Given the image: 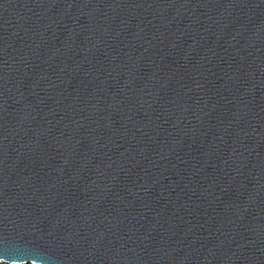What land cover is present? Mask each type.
I'll return each mask as SVG.
<instances>
[{"label": "water", "instance_id": "water-1", "mask_svg": "<svg viewBox=\"0 0 264 264\" xmlns=\"http://www.w3.org/2000/svg\"><path fill=\"white\" fill-rule=\"evenodd\" d=\"M264 264V0H0V264Z\"/></svg>", "mask_w": 264, "mask_h": 264}, {"label": "rangeland", "instance_id": "rangeland-1", "mask_svg": "<svg viewBox=\"0 0 264 264\" xmlns=\"http://www.w3.org/2000/svg\"><path fill=\"white\" fill-rule=\"evenodd\" d=\"M1 264H7V263H1Z\"/></svg>", "mask_w": 264, "mask_h": 264}]
</instances>
